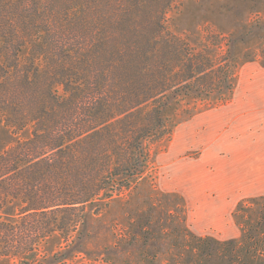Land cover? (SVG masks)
Instances as JSON below:
<instances>
[{"label": "trees", "instance_id": "obj_1", "mask_svg": "<svg viewBox=\"0 0 264 264\" xmlns=\"http://www.w3.org/2000/svg\"><path fill=\"white\" fill-rule=\"evenodd\" d=\"M178 1L0 0V125L29 133L0 145V264L102 260L91 221L170 137L166 112L231 92L233 50L264 25L198 48L167 27Z\"/></svg>", "mask_w": 264, "mask_h": 264}, {"label": "rangeland", "instance_id": "obj_2", "mask_svg": "<svg viewBox=\"0 0 264 264\" xmlns=\"http://www.w3.org/2000/svg\"><path fill=\"white\" fill-rule=\"evenodd\" d=\"M254 21L264 25V3L179 0L167 27L200 48L205 32L237 33ZM258 33L236 44L225 99L173 104L165 116L170 137L148 144L141 178L92 219L84 246L102 260L82 255L67 264H264V30ZM9 131L0 125L1 146L29 136Z\"/></svg>", "mask_w": 264, "mask_h": 264}]
</instances>
